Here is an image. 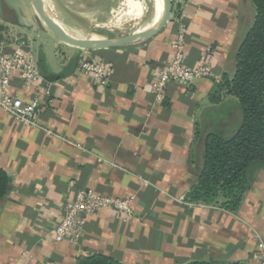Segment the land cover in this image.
Returning <instances> with one entry per match:
<instances>
[{"label":"crops","instance_id":"1","mask_svg":"<svg viewBox=\"0 0 264 264\" xmlns=\"http://www.w3.org/2000/svg\"><path fill=\"white\" fill-rule=\"evenodd\" d=\"M254 15L251 0H172L170 18L154 36L87 50L56 39L29 1L0 0V49L24 40L42 76L37 85L18 75L9 83L14 97L39 98L36 125L16 124L0 108V168L10 178L0 198V264H76L94 254L122 264H259L264 165L250 169L235 211L221 199L187 197L203 168L206 137L231 135L239 125L237 98L222 83L234 75ZM178 35L184 62L193 66L205 56L213 75L169 82L157 99L151 82ZM81 59L108 63L107 84L77 71ZM80 189L133 196V217L123 221L103 207L87 218L79 241L56 242L53 228Z\"/></svg>","mask_w":264,"mask_h":264},{"label":"trees","instance_id":"2","mask_svg":"<svg viewBox=\"0 0 264 264\" xmlns=\"http://www.w3.org/2000/svg\"><path fill=\"white\" fill-rule=\"evenodd\" d=\"M251 1L255 8L253 23L237 50L234 75L230 79L225 77L222 83L237 98L239 125L231 135L206 137L203 168L187 196L189 201L201 204H213L221 199V207L229 211L238 209L250 169L264 165V0ZM9 183V176L0 168V198L5 196ZM76 264L122 263L94 254L79 257Z\"/></svg>","mask_w":264,"mask_h":264},{"label":"built area","instance_id":"3","mask_svg":"<svg viewBox=\"0 0 264 264\" xmlns=\"http://www.w3.org/2000/svg\"><path fill=\"white\" fill-rule=\"evenodd\" d=\"M172 48L173 53L170 59L157 69L151 82V90L157 99L162 97L169 82L186 84L199 77L213 75L212 67L205 56L200 57L193 66L184 62L182 35H178L172 43ZM77 71L94 77L97 84L104 86L111 75V66L98 59H81L78 62ZM13 75H18L23 84L27 86L37 85L42 80L33 53L22 39L13 42L6 51L0 49V108L16 124L36 125L39 98L22 101L11 95L9 83ZM133 200V196L113 198L92 189H80L66 204L63 216L53 228V238L56 242L65 240L76 243L85 234L87 218L103 207L113 210L123 221H129L134 215ZM258 245L259 264H264V247L260 242ZM37 264L51 263L40 260Z\"/></svg>","mask_w":264,"mask_h":264},{"label":"rangeland","instance_id":"4","mask_svg":"<svg viewBox=\"0 0 264 264\" xmlns=\"http://www.w3.org/2000/svg\"><path fill=\"white\" fill-rule=\"evenodd\" d=\"M27 1L32 8L31 1ZM44 1L63 22L67 33L83 39H110L136 33L150 24L152 13V0H138L143 7L141 17L137 18L126 14L125 0H106L103 5H92L91 0Z\"/></svg>","mask_w":264,"mask_h":264},{"label":"water","instance_id":"5","mask_svg":"<svg viewBox=\"0 0 264 264\" xmlns=\"http://www.w3.org/2000/svg\"><path fill=\"white\" fill-rule=\"evenodd\" d=\"M30 1L37 15L45 23L47 28L51 31L56 39L65 44L87 50L120 47L140 40L148 39L158 33L166 25L172 12V0H162L163 10L160 18L155 25L148 29L137 31L136 33L126 36H120L110 39H83L77 36L70 35L64 29L59 27L53 20H51L43 0ZM230 253L231 251L223 258H221L220 261H225Z\"/></svg>","mask_w":264,"mask_h":264},{"label":"bare ground","instance_id":"6","mask_svg":"<svg viewBox=\"0 0 264 264\" xmlns=\"http://www.w3.org/2000/svg\"><path fill=\"white\" fill-rule=\"evenodd\" d=\"M125 5L127 7L126 14H130L134 18H137L139 16L141 17L142 7H143L141 5V2H139L138 0H125ZM46 8H47V11L49 13L51 20H53L59 27H61V25L59 24V22L57 21V19L51 13V11L48 9L47 6ZM162 10H163L162 0H152V13H151L150 24L147 27H144L142 30L148 29L152 27L153 25H155L160 18ZM142 30H139V31H142Z\"/></svg>","mask_w":264,"mask_h":264}]
</instances>
